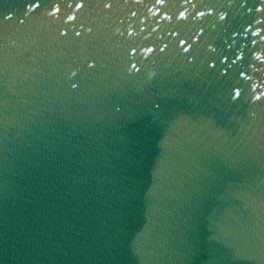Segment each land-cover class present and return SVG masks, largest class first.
Segmentation results:
<instances>
[{
	"label": "snow or ice",
	"instance_id": "1",
	"mask_svg": "<svg viewBox=\"0 0 264 264\" xmlns=\"http://www.w3.org/2000/svg\"><path fill=\"white\" fill-rule=\"evenodd\" d=\"M262 3H264V0H262ZM35 7H38V5H34ZM81 5H77V7H80ZM259 10V9H258ZM58 11V9H57ZM183 15V14H182ZM201 15H203V13H201ZM254 34H257V33H254ZM181 43L183 44L184 41H181ZM149 51H151V49H149ZM185 51H187V49H185ZM237 95H239V93H237Z\"/></svg>",
	"mask_w": 264,
	"mask_h": 264
}]
</instances>
